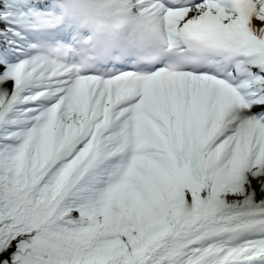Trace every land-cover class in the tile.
<instances>
[{
    "label": "bare ground",
    "instance_id": "obj_1",
    "mask_svg": "<svg viewBox=\"0 0 264 264\" xmlns=\"http://www.w3.org/2000/svg\"><path fill=\"white\" fill-rule=\"evenodd\" d=\"M24 3L25 0L20 1V4ZM131 4L135 6L134 9L140 12H143V7L155 9V4L151 2L146 3V1L141 2V0H131ZM14 9L15 7L12 0H0V29L4 28L2 27L3 25H1V20L5 19L7 16H11L14 13ZM156 11H160V9H156ZM200 11L201 10L197 8L191 9L186 16L193 13L197 14ZM153 20L156 24L162 23L161 13H157ZM252 27L264 32V6L259 7L258 15L252 20ZM6 53H8V50ZM29 71L32 72V68L29 69ZM16 78V72L4 75L3 71L0 70V105L4 102L6 97H8L10 90L15 85ZM182 89V95L176 97L179 104L189 107L198 117L202 116L203 107L208 108L210 109V116L214 119L212 125H216L218 119L228 118L229 127H235L236 124L234 123H236L237 120L234 122L235 119L232 116L235 115H232L233 112H231L230 107H228V111L226 112L222 111L225 108H221L217 111L221 105L217 100L211 102L206 101L203 106V102L205 101L204 98L207 93L206 84L199 82L196 85L183 86ZM25 90L28 91V93L22 96L20 100L30 99L32 90L29 88ZM98 107L99 105L96 102L93 108L97 110ZM260 110L264 112V102L262 100L259 101L257 105L251 106L246 117ZM82 115L83 112L80 110L75 111L71 107L66 114L61 116L60 122L57 125L50 121L42 131L43 147L39 158H43L47 154L50 155L53 152V145H50L52 135L59 143L60 136L67 139L79 129ZM32 120H34V115L32 114L31 107L15 105L11 109L9 115L2 121L4 127L0 129L1 150H4V146L7 144L8 140L18 141L19 137L24 135L23 132L26 126H32ZM233 131H236L237 134L233 135ZM246 133H248L247 124H242L240 121L237 129L226 131L225 137L228 138L226 143L222 142L223 139L220 141L224 143L223 145H220V142H218L219 144L213 143L210 146L207 152L210 156L209 159L206 158L207 154L203 155L202 161L205 160L206 162L204 164V170H202L204 175V182L202 185L204 189L201 190L205 193V197H201L203 194H196L190 197H196L195 201L200 206V211L197 215H194V212L191 211L187 216L195 225L193 229L189 228L190 226L188 223L184 226L175 222V224H179L183 227V230H180L179 233L175 234L173 232V225L170 226L169 230L157 232L162 226V219L159 216H155L153 213L154 207L151 203L158 204L160 209H162V204H165L169 197H171V195L167 196L166 194L161 197L155 195L154 188L159 185V176L160 174L164 175L168 169L163 155L160 154L150 155V164L147 166V169H145L144 162L142 163L143 167L140 165L135 167L133 170L137 171L139 175L130 173L126 175H121L119 173L112 174V177L107 181V191L104 198L108 207L106 206L101 210H95L93 215L90 216V199L86 197L91 191L87 189L84 195H77L78 193L74 191L66 195L64 194L63 199L69 197L72 201L68 203L64 202V206L59 205L58 209L52 207L51 213L57 214L62 218H72L73 215H79L78 218L87 220V225L91 224L93 226L94 240H97L103 232H109V234L112 232V229L105 224L107 209L115 213L123 211L124 214L134 219H139L140 222H135V226L129 224L125 227V229L129 231L122 230L119 234L120 237H124L129 241L135 236V232L148 234L146 239L149 245L154 248L149 249L143 247L136 249V251L139 250L137 254L139 261L137 264H186L187 261L192 262V260L194 261L192 263L198 264L202 256L208 255L219 248H223V251H225L224 255H231L229 260L236 259L233 254H245L238 245L239 241L243 240L241 236L233 235L219 239L213 238L209 242L201 241L197 243L196 241L202 237L203 232H205V236L209 233L221 230L229 231L235 229L236 231H241L248 228L252 223L264 222V206L261 209L244 211L239 205H235L233 210L224 212L222 217L216 222V225H221V227L216 226L205 229V210L207 204H210V202L214 201L216 205L223 202L239 204L241 199H248L252 195H260L264 198V194L261 192V185H264V155L261 153L259 154L260 150H264V146L251 144L252 147H250L248 142L250 140L249 138L245 139L247 140L243 142L245 144H239L238 140L237 143H229V140H232L233 136L238 137ZM216 141H218V139ZM29 160L32 161V154H29ZM233 162H236V166H239V175H236V172H228L226 170V167H230V163ZM99 169H102V167ZM205 172L207 173L206 175ZM253 173H260L261 179L255 182L251 177ZM243 175H245V180L248 181L246 183L247 186H251L254 193H246L245 196L241 198V194L243 195L245 189ZM210 177L215 182V186L210 182ZM181 184V182L174 184L173 188H175V191L179 190ZM68 194L70 195L68 196ZM18 195L21 194L19 193ZM25 201H27V198H25L21 205H16V208L11 211L12 214H5L3 222H16L18 217L25 211ZM202 202L205 204L203 205ZM54 204L56 203H53V206ZM77 224L82 227L80 223ZM20 238H22V236ZM236 239H238V241H236ZM3 240L7 242V239ZM219 243L221 244L217 245ZM260 244L261 246L259 248L264 252V240L261 239ZM212 246L214 247L211 248ZM6 247L4 248L6 251L0 252V264H23L21 259L25 260L24 256L14 259V247ZM216 257L218 256H212L211 254V256L206 257L201 264L221 263L220 260H214ZM127 258L128 256H125V259ZM125 259L122 252H119L114 256H108L107 259L100 264H127ZM92 264H99V262H92Z\"/></svg>",
    "mask_w": 264,
    "mask_h": 264
},
{
    "label": "rangeland",
    "instance_id": "obj_2",
    "mask_svg": "<svg viewBox=\"0 0 264 264\" xmlns=\"http://www.w3.org/2000/svg\"><path fill=\"white\" fill-rule=\"evenodd\" d=\"M259 87L262 89L260 85ZM261 99L264 102V93L261 94ZM23 134V136L19 137L21 139L19 145H16L17 141H12L10 144H6V149L1 150L0 148V165L4 167L3 174H8L9 166H11L10 171L12 170L13 173L11 177L7 178H3L0 174V185L2 186H0V252L6 251L4 249L6 246V248L14 247L13 258L24 256L25 260L21 259L23 264H78L80 262L89 264L98 262L106 258V255H113L126 248L128 240L119 237L105 241L96 247L89 246L87 243V226L79 228L69 224L51 223L41 228V230L35 231L36 224H38L40 219L44 220L51 214L45 213V211L52 206V200L56 196L59 182L57 175L52 172L47 177L48 180L32 192L34 170L38 166L35 162H32L27 175L26 164H28V154L31 151L37 153L42 150L43 134L31 131L29 126H26ZM220 145H223V143H220ZM36 146H38V149ZM43 162L41 161V165ZM14 163L16 164L15 166L13 165ZM226 170L228 172H236V175L240 174V169L238 165L236 166V162L230 163V167H226ZM251 175L255 182L261 179L260 173ZM243 177L245 189L243 195L241 194V198L246 193H254L252 187L247 186L246 183L248 181L245 180V175ZM20 180L22 184L18 186ZM24 182L25 185L23 186ZM52 187L54 188L48 193V190ZM1 190L4 192H1ZM261 192L264 194V185H261ZM19 193L21 195H18ZM25 198H27L25 213L20 215L16 222H3L5 214H12L11 211L16 208V205H21ZM187 201H189V196L183 194L181 199L172 206V210H176L181 221H184L186 216L183 205ZM153 213L155 216L161 217L162 228L168 225L166 220L169 216L178 217L174 213L169 212L157 213L156 215L153 210ZM21 236L22 238H20ZM3 239H7V242H4ZM75 242L81 244V247L74 246ZM76 249L78 250L76 251Z\"/></svg>",
    "mask_w": 264,
    "mask_h": 264
}]
</instances>
